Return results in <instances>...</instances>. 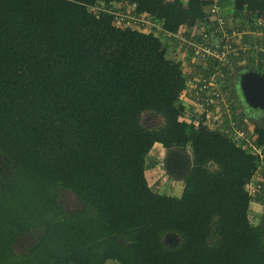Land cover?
Masks as SVG:
<instances>
[{
  "label": "trees",
  "instance_id": "1",
  "mask_svg": "<svg viewBox=\"0 0 264 264\" xmlns=\"http://www.w3.org/2000/svg\"><path fill=\"white\" fill-rule=\"evenodd\" d=\"M101 2L135 4L161 29L117 27L112 13L91 10ZM229 3L236 27L254 31L264 18V0ZM206 4L0 0V264H264V211L254 224L245 187L259 156L234 139L250 123L234 104V124L180 120L186 86L182 60L168 51L177 40L167 34L208 21ZM258 28L262 34L245 40L264 46V25ZM180 46L194 62V49ZM245 55L233 93L241 69L264 72L262 53ZM209 64L192 65L197 83ZM145 113L161 122L145 124ZM252 124L264 149V124ZM155 144L191 158L179 196L149 184ZM261 176L259 201L264 170ZM67 191L81 208L65 207ZM29 233L38 238L16 251Z\"/></svg>",
  "mask_w": 264,
  "mask_h": 264
},
{
  "label": "built area",
  "instance_id": "2",
  "mask_svg": "<svg viewBox=\"0 0 264 264\" xmlns=\"http://www.w3.org/2000/svg\"><path fill=\"white\" fill-rule=\"evenodd\" d=\"M205 12L208 15V21L194 25L191 28L177 32H168V36L177 40V44H186L195 51V61L205 64L208 67L210 61L213 63L209 75L203 78L200 83H195L191 68L182 65V78L185 82V89H192L195 92V101L193 106H188L184 115L180 117L181 121L188 123L203 124L213 120L223 118L228 119L234 124L233 112V84L231 78L238 70V66L245 64L243 56L249 54L256 56L262 53L264 56V46L253 43L252 40H245L246 36H257L262 34L258 28L264 25V18L255 21L256 29L251 31V27L239 28L230 24L222 13L221 0H207ZM117 3V2H116ZM113 7H106L105 3L92 5L91 10L108 11L114 15L113 25L121 28L141 29L149 31L161 25L155 22L145 13L138 12L136 5L132 3H118ZM182 31H189L185 35ZM201 36V40L196 36ZM171 47V46H170ZM168 48L169 56L176 61H180V50L177 47ZM264 60V59H263ZM246 67V66H245ZM257 135L254 126H248L246 129L237 128L234 139L238 144L249 148L259 156V169L245 183L251 200L254 201L262 188L263 177L261 170H264V149L256 143Z\"/></svg>",
  "mask_w": 264,
  "mask_h": 264
},
{
  "label": "rangeland",
  "instance_id": "3",
  "mask_svg": "<svg viewBox=\"0 0 264 264\" xmlns=\"http://www.w3.org/2000/svg\"><path fill=\"white\" fill-rule=\"evenodd\" d=\"M106 7H108L107 4H105ZM181 99V98H180ZM181 99L180 102L182 101ZM241 103V102H240ZM239 106L241 108V113L245 120H247L249 125L253 127L252 122H255L251 117L245 115L243 113L242 105ZM143 121L145 124L149 126H157L161 119L158 116H155L151 113H145L143 115ZM248 125V126H249ZM167 155L168 150H166L163 146L159 144H155L152 151L147 155V162L151 167H149L146 171V175L149 180L150 186L153 188V190L166 193L168 195L173 196H179L181 195L183 191V176L179 175L176 172H172L169 168V164L167 162ZM61 200H63L65 207L68 208H81L82 205L78 204L75 195L68 191L62 194ZM264 211V200L259 201L255 199L254 201H251L250 204V218L251 221L254 224H257L258 219L260 218V214ZM38 238L37 233H29L24 236H21L18 238L15 247L16 251L20 252L24 248H26L28 245L31 244L32 240H35ZM166 241L171 244H177L179 241V237L175 234H168L166 236ZM106 264H120L116 260H109L106 262Z\"/></svg>",
  "mask_w": 264,
  "mask_h": 264
},
{
  "label": "water",
  "instance_id": "4",
  "mask_svg": "<svg viewBox=\"0 0 264 264\" xmlns=\"http://www.w3.org/2000/svg\"><path fill=\"white\" fill-rule=\"evenodd\" d=\"M237 84L246 107L264 111V72L252 67L243 68L238 72ZM167 162L172 172L182 176L192 165L190 156L177 149L168 151Z\"/></svg>",
  "mask_w": 264,
  "mask_h": 264
},
{
  "label": "crops",
  "instance_id": "5",
  "mask_svg": "<svg viewBox=\"0 0 264 264\" xmlns=\"http://www.w3.org/2000/svg\"><path fill=\"white\" fill-rule=\"evenodd\" d=\"M229 2H230V0H225L224 4H222V13L228 18V20H229V22L231 24V23H233V17H230L232 4H230ZM116 4H118V3H116ZM176 45L174 47L178 46V49L180 50L179 57L182 60V65L186 66V67H189V69L190 68L193 69L192 65L194 64L195 60L193 62V60L191 59L190 54L187 51L188 48H183V46H179V45L176 46ZM169 47H170V45H169ZM181 48L184 49V50H181ZM198 64H201L202 66L205 65V64H202V63H198ZM193 81L195 83L198 82V78L196 76V73H194V80ZM180 98L181 99L183 98V100H182L183 102H181V103L184 104L185 108H187L188 106H193L194 101H195V92H194L193 88L192 89H190V88L185 89L184 88L181 91V93H180L179 101H181ZM233 99H234V105H236V107H237L236 110H237L238 114L240 116H243L242 113H241V108L239 106V103H238V101L236 99L235 92L233 93Z\"/></svg>",
  "mask_w": 264,
  "mask_h": 264
},
{
  "label": "flooded vegetation",
  "instance_id": "6",
  "mask_svg": "<svg viewBox=\"0 0 264 264\" xmlns=\"http://www.w3.org/2000/svg\"><path fill=\"white\" fill-rule=\"evenodd\" d=\"M235 95H236V99L238 101V103H240L242 105V108H243V113L249 117H251L255 122H252V123H262L264 124V111H260V110H254V109H248L246 107V105L244 104L243 100H242V97H241V93H240V90H239V87H238V84L236 85V88H235ZM68 192V191H67ZM66 192V193H67ZM71 192V191H70ZM74 194V193H73ZM75 195V194H74ZM76 197V200L78 201L77 203L82 205L83 204L79 201V199L77 198V196L75 195ZM67 209H72V210H75V209H78V208H68L66 207ZM34 242V240L31 241V244Z\"/></svg>",
  "mask_w": 264,
  "mask_h": 264
}]
</instances>
